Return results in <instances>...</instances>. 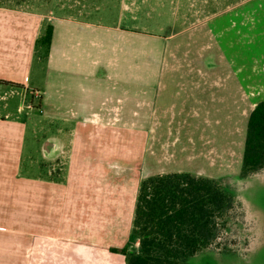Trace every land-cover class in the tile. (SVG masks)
Segmentation results:
<instances>
[{"label": "crops", "instance_id": "0c3cea01", "mask_svg": "<svg viewBox=\"0 0 264 264\" xmlns=\"http://www.w3.org/2000/svg\"><path fill=\"white\" fill-rule=\"evenodd\" d=\"M254 18L264 24V0H239L208 14L188 28L183 39L176 37L177 33L146 35L149 48L143 49L145 59L140 64L137 32L122 24L106 26L76 15L57 16L51 11L38 13L0 4V100H7L9 89L19 94L20 90L41 86L43 93L38 88L33 91L41 98L38 109L42 111L41 107L46 106L50 116L74 122L71 137L56 136L47 143L57 167H52L47 182L33 180L23 171L24 124L1 119L0 264H11L10 260L16 264H89L91 258H96L95 264H106V251L113 258L122 255L114 248L128 246L131 250L141 180L132 192L122 188L119 181L107 190L105 178L120 179L119 172L107 169L114 162L134 168L139 157L155 153L147 119L154 113L158 88L174 79L167 76L166 80L163 75L165 69L170 70V62L175 63L172 66L178 73L182 71L175 79L184 85L183 89H196L186 91L189 96L180 100L184 109L201 104L203 98L198 93L205 89L204 84L211 90L218 83H240L239 100L244 108L250 98L264 100V42L262 54L252 66L246 60L247 44L239 62L228 59L222 49L217 56V40L216 45L213 43L216 35L224 37L234 30L241 31V35L247 33L249 21ZM50 25L51 43L43 45L46 68L59 65L69 74L85 73L86 83L81 82L63 101L55 99L51 91L56 84L51 76L47 74L39 81L32 77L41 48L37 41ZM261 32L264 35V30ZM153 52L157 55L151 59ZM168 54L172 56L169 61ZM63 87H67L65 82ZM188 97L192 101L188 102ZM7 104L5 101L2 108L6 109ZM201 108L193 107V113L200 115ZM244 108L242 116L249 119L253 108ZM138 131L144 135L143 142L138 139ZM138 146H143L140 152ZM180 171L202 175L191 170L171 172ZM76 180L80 182L76 184Z\"/></svg>", "mask_w": 264, "mask_h": 264}, {"label": "rangeland", "instance_id": "374dc122", "mask_svg": "<svg viewBox=\"0 0 264 264\" xmlns=\"http://www.w3.org/2000/svg\"><path fill=\"white\" fill-rule=\"evenodd\" d=\"M1 1L4 6L17 10L38 13L51 11L57 16L64 17L76 15L106 26L122 24L137 32V60L141 64L145 59L143 49H148L150 42V39L144 36L165 37L177 33L176 37L183 39L188 28L191 29L200 19L239 0ZM261 30H264V24L261 21L258 24L257 18H254L249 21L247 33L245 31L243 35L241 31L235 30L224 37L216 35L213 41L216 45L217 40L216 55L218 56L217 51L222 49L228 59L239 61L244 53V45L247 44L246 60L252 66L263 51L264 35ZM206 40L208 41V37ZM37 45L41 48L36 55L39 57L34 62L32 77L39 81L47 74L51 76V82L56 83L51 88L55 99L61 98L63 101L66 95L77 90L81 82L86 83L83 80L85 73L69 74L64 67H58L59 65L50 66L48 70L47 58L43 56L44 46L38 44V41ZM155 53H150L151 59L157 55ZM166 58L169 61L172 56L168 54ZM174 64L170 62V70L167 68L163 72L164 78L170 76L174 79L158 88L154 113L147 119V131L150 140H153L155 153L148 152L145 158L139 157L134 168H126L127 164L121 162L110 164L107 171L119 172L120 179L105 178L104 186L111 190V186L119 181L122 188H128L132 192L133 186L146 175L174 170H191L203 176L216 178L231 191L239 210L228 218V227L219 239L220 243L196 254L186 264H264V170L245 177L241 175L248 116H242L244 107L243 102L239 100L242 93L240 83H218L216 84L218 87L215 86L211 90L207 89L208 84H204L205 89L198 95H201L205 102L201 99L200 105L193 103V107L202 106L201 114L195 115L193 107L184 109L179 102L183 97L189 96L186 91L196 92V89H183L184 85L175 79L182 71L178 73L172 66ZM64 82L66 88L63 87ZM189 86L194 87L192 84ZM36 88L43 93L44 89L41 86H32L24 92L20 90L19 94H13L9 89L7 100H0V121L7 119L4 121L24 124L23 171L33 180L42 179L48 182L51 180L52 167L54 170L57 167L51 160L54 156L52 147L46 148L47 143L56 136L71 137L74 122L66 121L59 116H50L46 106H42L43 110L40 111L38 106L41 98L33 92ZM260 99L250 98L244 110L251 111ZM5 101L8 103L6 109L2 108ZM189 101L192 99L189 100L188 97ZM137 136L143 142V133L138 131ZM141 148L143 146H138V152ZM132 176L135 178L131 179ZM79 182L80 180H76V184ZM45 214L47 217V212ZM133 240H130L132 252L137 251L140 246L139 240ZM111 257L112 254L109 255L106 251V264H111L112 261V264H125L123 254ZM10 261L11 264H16L15 260ZM89 261V264L93 262L95 264L97 260L91 258Z\"/></svg>", "mask_w": 264, "mask_h": 264}, {"label": "trees", "instance_id": "16d2710c", "mask_svg": "<svg viewBox=\"0 0 264 264\" xmlns=\"http://www.w3.org/2000/svg\"><path fill=\"white\" fill-rule=\"evenodd\" d=\"M52 29L48 26L38 44L50 45ZM262 170L264 100L249 115L241 175ZM237 210L233 194L216 178L189 171L150 175L139 184L130 238H138L140 246L134 252L128 246L113 251L124 254L127 264H186L196 254L220 243L228 218Z\"/></svg>", "mask_w": 264, "mask_h": 264}]
</instances>
